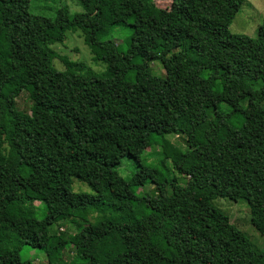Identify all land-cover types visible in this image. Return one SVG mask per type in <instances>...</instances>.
<instances>
[{
  "label": "trees",
  "instance_id": "16d2710c",
  "mask_svg": "<svg viewBox=\"0 0 264 264\" xmlns=\"http://www.w3.org/2000/svg\"><path fill=\"white\" fill-rule=\"evenodd\" d=\"M80 2L48 17L0 0V100L31 103L0 108V264H35L22 259L32 250L46 264H264L212 203L245 201L264 238V20L251 38L230 31L246 0ZM120 28L122 52L110 39ZM70 32L101 72L55 51ZM152 146L164 153L155 166L143 159ZM60 223L72 237L52 233Z\"/></svg>",
  "mask_w": 264,
  "mask_h": 264
},
{
  "label": "rangeland",
  "instance_id": "374dc122",
  "mask_svg": "<svg viewBox=\"0 0 264 264\" xmlns=\"http://www.w3.org/2000/svg\"><path fill=\"white\" fill-rule=\"evenodd\" d=\"M154 3L159 8L170 10L173 0H154ZM57 8H64L71 17L84 11V7L80 0H50L48 4L38 2L36 0H30V11L35 14L53 17V10ZM263 20L264 0H246L240 12L234 19L232 26L230 27V31L232 34H242L255 38L257 36L258 28ZM128 35L129 33L124 28H120L117 30L115 35L110 37V39H113L114 43L117 45L120 52L125 50L128 45L130 38ZM53 48L60 56H66L71 61L82 62L95 72H101L103 70L101 65H96L93 61L90 49L86 45L81 32L68 33L65 42L62 44H56ZM154 65V74L159 77H163L165 70L162 64L160 62H156ZM54 66L58 70L64 69V65L59 59L54 61ZM12 104H16L20 109L26 111H29L31 108V103L27 94L24 93L17 97L11 92L6 91L3 98L0 100V108L5 109ZM168 139L173 144L179 146L180 149H185L186 145L182 137L171 135ZM143 159L147 164L155 166L164 159V153L160 147L152 146L146 151ZM166 164L169 168H172L169 161H167ZM121 171V175H127L130 173V171L125 169ZM172 177H175L181 186H186L187 179L182 175L174 172V174L172 173ZM72 189L77 194L92 195L94 193L88 185L77 178H72ZM147 191L150 193L153 192V187L147 188ZM194 193L199 196L197 192L194 191ZM32 195L37 200L36 205H39L41 200L44 198V195L40 191H35ZM212 203L215 208L222 211L230 218L231 223L235 225L238 230L243 232L256 248L264 250V238L252 226L249 206L245 201L242 200L236 203L228 198H219L215 199ZM52 233H64L69 238L73 236L75 229L69 225L60 223L52 227ZM22 259L33 260L35 264L47 263L46 257L43 253L33 250L22 255Z\"/></svg>",
  "mask_w": 264,
  "mask_h": 264
}]
</instances>
